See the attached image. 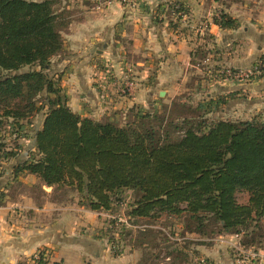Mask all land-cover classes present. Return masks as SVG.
Wrapping results in <instances>:
<instances>
[{"label":"trees","instance_id":"obj_1","mask_svg":"<svg viewBox=\"0 0 264 264\" xmlns=\"http://www.w3.org/2000/svg\"><path fill=\"white\" fill-rule=\"evenodd\" d=\"M67 13L60 0H0V118L18 131L39 109L36 96L47 95L42 124L33 132L34 155L14 175L25 170L52 190L72 188L92 211H111L129 190L134 196L124 215L133 222L165 215L181 219L183 236L236 234L244 247L263 249L264 121L164 122V114L149 111L125 123L80 116L67 105L59 78L45 72L62 51ZM213 21L236 26L226 13ZM31 65L38 68L18 72ZM15 156L0 144V158ZM239 194L247 195L245 202ZM179 254L175 246L167 252L170 264Z\"/></svg>","mask_w":264,"mask_h":264},{"label":"crops","instance_id":"obj_2","mask_svg":"<svg viewBox=\"0 0 264 264\" xmlns=\"http://www.w3.org/2000/svg\"><path fill=\"white\" fill-rule=\"evenodd\" d=\"M60 1L70 20L66 27L69 32L65 29L62 32L64 53L60 65L65 69L60 84L68 106L80 116L95 120L110 119L111 110L121 108L122 103L125 108L141 101L140 96L132 100L120 98V102L118 98H111L108 100L116 101L115 106H105L93 83L94 76L102 75L96 69V62L103 57L114 58L116 54L112 42L118 26L122 28L121 35L132 40L141 59L165 60L157 64L153 61L147 67L156 68L161 76H170L182 66L185 71L194 69L191 60L196 52L207 53L204 61L229 67L251 66L264 53V0H211L209 6L204 0H165L175 1L179 6L171 2L168 15L158 17L154 13L166 7L163 2L157 5L159 0H146L135 14L118 3L94 10L81 4L72 8ZM219 13L228 14L236 26L221 27L215 23L213 17ZM211 88L206 93L208 100L217 97L226 102L219 107L222 115L251 119L258 112L264 114V75L248 83H212ZM21 142L25 143L26 150L18 148L15 157L0 161V264L28 262L30 255L45 245L51 252V257L46 255L48 258L44 259L48 264H137L140 256L137 250L110 258V262L104 261L107 246L102 239L101 242L92 238L94 231H89L101 212L93 213L83 206H54L51 200L49 205L35 201L30 192L34 184H40L46 194L52 187L43 185L25 170L14 175L15 167L27 159V150L34 151L31 135ZM220 237L232 242L238 240L233 234H222L208 246L203 244L198 248L210 264H236L234 254L227 250L226 242Z\"/></svg>","mask_w":264,"mask_h":264},{"label":"rangeland","instance_id":"obj_3","mask_svg":"<svg viewBox=\"0 0 264 264\" xmlns=\"http://www.w3.org/2000/svg\"><path fill=\"white\" fill-rule=\"evenodd\" d=\"M145 2L146 0H62V4H69L72 8H76V5L81 4L93 7L92 9L94 10H102L109 4L118 3L128 8L127 10L133 12L134 14L135 12H138L137 9L141 7L142 4L145 5ZM161 2H163L166 7H164L163 11H156L153 15L154 17H158L161 14L168 15L169 4L174 1L159 0L157 5H160ZM204 3L206 6H209V4H211V0H204ZM167 19H169V16H167ZM121 30L122 28L119 26L117 32L114 30V33L116 32V36L112 42L114 53L116 52L114 58L103 57L96 62V69L100 70L102 75L94 76L96 81L93 80V83L96 86V90L98 91V96H100L102 104L105 106L111 105L112 108L115 106H113V104L116 101L112 102L108 100L111 98H118V102H120V98L123 100H126V98L132 100V98L135 99L140 96L141 101L135 103L131 107L125 108L123 105L124 103H122L121 108L115 110L113 109L114 111L111 110V118L106 120H113L117 123H125L126 120L135 118L138 113L142 114L148 111L158 115L164 114V122L167 120L179 122L183 117L191 119L202 117L207 120L241 119L238 118L237 115L232 116L220 114L219 107L225 106L226 102L224 103L222 99L216 97L212 100L213 102H216L212 103V101L207 99L206 93L213 88H211L212 83H248L264 75V72L260 74L258 73L250 79L245 80L240 78H230L225 71L226 69L232 70L234 68L251 67L254 63L259 62L264 53L261 54L251 66L229 67L224 64L211 62V60L204 61V57H206L207 53L196 52L195 57L191 60L195 64L194 69L192 68L185 71L184 66H182L170 76H161L158 74L156 68L152 69V66H150L151 68L147 69V67L152 65L153 61L157 64L158 61L164 62L165 60L160 58L156 61L150 57L141 59V55L132 43V40L128 39L127 35H121ZM66 32H69V30L67 29ZM63 53L64 49L62 48L59 55L53 56L50 59L48 69L45 70V72L50 76L59 78L60 87L61 76L63 75L65 69L63 68V65H60ZM34 68H38V66H24L18 72ZM160 91H164V93L160 94ZM141 92L143 94H141ZM62 93L66 96L67 102V95L63 90ZM219 97H221V95H219ZM35 102L37 106H39V109L32 113L27 123L23 122L20 125L18 131L14 130L15 127L10 124V119L3 117L0 118V144L3 145L5 150L12 149L14 151V149H16L17 151L14 152L17 153H19L18 148H21V151L26 150V146L24 147L25 143H22L21 139L26 136L30 137V135L32 138L34 134L33 132L41 124L47 110V95L44 92L40 93L36 96ZM117 105V107H119L120 103H117ZM260 114L263 113L258 112V114L251 119L255 118L264 121V114ZM37 123L40 124L37 125ZM164 124L165 123H163V125ZM173 133L179 134L180 131H175ZM27 155L28 157L26 160H30L34 155V151L30 149L27 150ZM6 160L7 159L5 158H0V161ZM41 190L40 184L37 183L33 185L30 192L34 196H37L39 201L42 200L44 204L49 205L48 203H50L51 200V203H53L52 205L54 206H74L75 208L83 206L85 209L90 210L84 200L80 201L82 204L79 202L81 198L76 191L72 190V188L62 187L57 190L53 189L49 191L48 194H42ZM133 196L134 194L131 191L125 190L119 195L121 203L113 205L111 211L91 210L93 213H102L101 215H97L96 223L93 222L89 231H94L91 232L92 238H97L98 241H101L100 239H102L103 242H105L108 252L107 259L104 261L110 262V258L137 250L140 256L136 262L170 264L174 261L171 256V258L167 257V252L171 250L173 246H175V248L183 254L177 255L178 257L175 259L176 264H193L195 258L198 256H204L206 258V255H204L205 253L198 248V245L206 244L208 246V244L213 243L212 239L214 238L194 233H186L183 236L180 225L181 219L173 217L166 218L165 215H162L156 220L143 218L133 222V219H127L124 213L128 210L127 205L132 201ZM246 199V194L238 195V200L240 202H245ZM56 201H59V203L56 204ZM54 212L56 213L57 210H54ZM50 215L44 216L47 217ZM119 222L121 224H119ZM141 242H143L142 245ZM135 244H139V246H136ZM226 245L227 250H229L233 255V247H231L229 243H226ZM37 250H42L46 253V255L51 257V252L46 245L39 247ZM36 251H34L33 254H35ZM33 254L30 255L28 262H17L16 264H48V262H44L43 258L38 263L33 262ZM47 258L48 256L46 259Z\"/></svg>","mask_w":264,"mask_h":264},{"label":"built area","instance_id":"obj_4","mask_svg":"<svg viewBox=\"0 0 264 264\" xmlns=\"http://www.w3.org/2000/svg\"><path fill=\"white\" fill-rule=\"evenodd\" d=\"M226 74L230 78H240L248 80L251 77H253L256 74H260L264 71V54L262 58L254 64L251 67L248 68H234V69H226ZM236 239L239 240V236L236 234H233ZM221 241H224L226 243H229L231 247L234 249V262L236 264H244V263H250V264H264V249L259 248L255 249L253 247H244L237 242H232L229 239H224L220 237ZM220 241V240H219ZM46 258V253L42 250H37L35 254H33L32 259L33 262H40V260L43 258V260ZM193 264H210L208 260L204 256H198L195 258Z\"/></svg>","mask_w":264,"mask_h":264},{"label":"water","instance_id":"obj_5","mask_svg":"<svg viewBox=\"0 0 264 264\" xmlns=\"http://www.w3.org/2000/svg\"><path fill=\"white\" fill-rule=\"evenodd\" d=\"M159 93H160V94H163V93H164V91H160Z\"/></svg>","mask_w":264,"mask_h":264}]
</instances>
